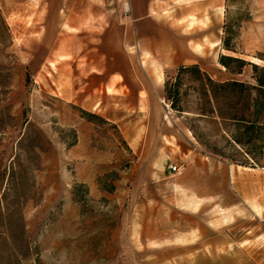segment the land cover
Listing matches in <instances>:
<instances>
[{
	"label": "rangeland",
	"instance_id": "374dc122",
	"mask_svg": "<svg viewBox=\"0 0 264 264\" xmlns=\"http://www.w3.org/2000/svg\"><path fill=\"white\" fill-rule=\"evenodd\" d=\"M110 1L108 19L73 28L65 0H0V264H264V158L194 114L192 72L184 112L163 89L189 65L253 83L251 65L232 74L220 58L264 67V0L165 1L156 25L180 41L154 54ZM112 20L125 78L93 68L112 58L95 53Z\"/></svg>",
	"mask_w": 264,
	"mask_h": 264
},
{
	"label": "trees",
	"instance_id": "16d2710c",
	"mask_svg": "<svg viewBox=\"0 0 264 264\" xmlns=\"http://www.w3.org/2000/svg\"><path fill=\"white\" fill-rule=\"evenodd\" d=\"M0 25L4 27L2 39L9 38V29L0 15ZM227 48L226 44H223ZM220 63L232 74H240L246 65L252 66L253 83L227 80L214 81L197 65L180 66L174 83L165 82L164 98L170 108L176 112H184L182 106L180 80L181 74L190 71L198 85L199 98L194 114L201 119H211L226 132L234 146H240L244 154L257 163L264 158V67L250 64L239 58L221 56ZM230 63H235V70H230ZM0 70H5L0 65ZM9 85H0V96H5ZM259 146L254 154L252 147Z\"/></svg>",
	"mask_w": 264,
	"mask_h": 264
},
{
	"label": "crops",
	"instance_id": "0c3cea01",
	"mask_svg": "<svg viewBox=\"0 0 264 264\" xmlns=\"http://www.w3.org/2000/svg\"><path fill=\"white\" fill-rule=\"evenodd\" d=\"M165 1L167 4L172 2V5L186 6V11L201 6L199 0H129L130 13L126 19L134 24L136 31L145 30V32L150 33V35H145L142 40H137V45L148 49L153 54L164 53L169 48L174 49L176 43L180 41L179 31H172L164 26L156 25L153 17ZM65 6L67 8V21L71 27L79 28L82 25L81 23L88 18L105 17L108 19L112 2L110 0H65ZM183 12L184 9H181L177 13L178 16H182ZM119 29L118 24L113 20L108 23V28L101 37V43L96 48L95 53L109 55L112 58L105 62L94 60L93 68L96 71L106 72L108 76L117 73L125 78L127 76L125 73L129 70V64L125 61V57L118 52ZM191 35L195 36L196 34L193 32ZM196 51L200 52L199 48L196 47ZM134 70L137 71L139 68H134ZM157 76L161 80V71L157 72ZM104 82L105 86H117V83H112L113 81L110 78L105 79Z\"/></svg>",
	"mask_w": 264,
	"mask_h": 264
},
{
	"label": "built area",
	"instance_id": "2783aa9c",
	"mask_svg": "<svg viewBox=\"0 0 264 264\" xmlns=\"http://www.w3.org/2000/svg\"><path fill=\"white\" fill-rule=\"evenodd\" d=\"M122 6L124 7L125 12H127L129 10V3L127 0L122 3ZM172 170L174 172L175 171L179 172L180 168H179V166L174 165V166H172Z\"/></svg>",
	"mask_w": 264,
	"mask_h": 264
}]
</instances>
